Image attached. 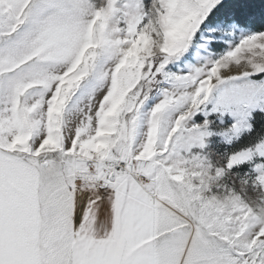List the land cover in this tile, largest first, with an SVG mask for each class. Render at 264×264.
I'll use <instances>...</instances> for the list:
<instances>
[{"label":"snow or ice","instance_id":"obj_1","mask_svg":"<svg viewBox=\"0 0 264 264\" xmlns=\"http://www.w3.org/2000/svg\"><path fill=\"white\" fill-rule=\"evenodd\" d=\"M0 264H264V0H0Z\"/></svg>","mask_w":264,"mask_h":264}]
</instances>
